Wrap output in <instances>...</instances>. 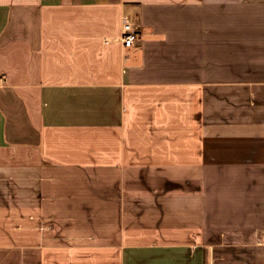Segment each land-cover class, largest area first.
<instances>
[{"label": "crops", "instance_id": "obj_1", "mask_svg": "<svg viewBox=\"0 0 264 264\" xmlns=\"http://www.w3.org/2000/svg\"><path fill=\"white\" fill-rule=\"evenodd\" d=\"M263 237L264 0H0V264H264Z\"/></svg>", "mask_w": 264, "mask_h": 264}, {"label": "built area", "instance_id": "obj_2", "mask_svg": "<svg viewBox=\"0 0 264 264\" xmlns=\"http://www.w3.org/2000/svg\"><path fill=\"white\" fill-rule=\"evenodd\" d=\"M123 19H124V31H123L122 41L125 48L132 49L136 47L139 42L140 31L132 24L129 16H124ZM260 243L264 244V237L262 238Z\"/></svg>", "mask_w": 264, "mask_h": 264}]
</instances>
